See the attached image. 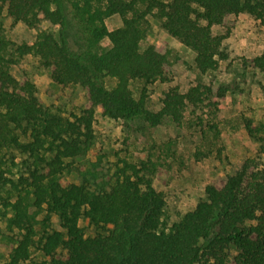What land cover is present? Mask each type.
<instances>
[{
  "label": "trees",
  "instance_id": "obj_1",
  "mask_svg": "<svg viewBox=\"0 0 264 264\" xmlns=\"http://www.w3.org/2000/svg\"><path fill=\"white\" fill-rule=\"evenodd\" d=\"M72 3L88 25L85 52L76 51L67 36L63 0H0V11L6 8L9 16L30 28L45 19L60 27L58 37L42 31L32 44L19 45L17 58L32 55L57 84H80L89 93L81 113L71 117L42 104L35 83L11 73L10 66L19 59L6 56L8 41L0 36V191H11L7 197L0 193L6 208L0 209V216L10 231H26L9 249L4 264H22L33 246L44 257L38 264H229L232 248L237 252L234 264H264V167L258 158L247 159L222 187L207 185L206 198L168 229L161 227L167 202L153 183L155 165L127 163L129 169H122L110 190L103 192L62 181L66 172H81L68 159L85 157L96 142L98 107L111 119L144 118L158 126L170 117L181 124L188 105H199L212 91L200 82L185 93L170 86L158 112L147 108L146 89L157 81L169 82L165 66L171 57L170 50L142 47L150 15L194 53L196 69L205 75L229 57L224 45L228 35H214L213 26L222 25L229 15L248 14L264 28V0ZM112 16L122 17L123 24L109 30L106 19ZM105 39L108 47L101 45ZM252 64L264 73V55L254 57ZM103 76L116 79L112 89L104 86ZM135 80L144 85L139 99L131 89ZM245 125L254 135L253 120ZM11 149L26 155L28 171L18 180L6 176V151ZM260 153L264 154V144ZM40 211L46 212L44 233L36 240ZM51 215L59 217L63 230H47ZM82 218L98 229L94 236L85 235ZM60 249L66 256H58Z\"/></svg>",
  "mask_w": 264,
  "mask_h": 264
},
{
  "label": "rangeland",
  "instance_id": "obj_2",
  "mask_svg": "<svg viewBox=\"0 0 264 264\" xmlns=\"http://www.w3.org/2000/svg\"><path fill=\"white\" fill-rule=\"evenodd\" d=\"M72 4V0H63L67 36L76 51L85 52L88 50V25L77 16ZM106 24L109 30H113L120 27L123 20L120 16H112L106 19ZM59 28L58 24L46 19L37 28H30L9 16L6 8L0 11V36L8 41L7 57L17 58L16 48L32 44L42 31L58 37ZM212 32L214 35H228L224 45L229 57L221 61L216 70L204 75L196 69L194 53L169 34L160 19L150 15L142 47L155 45L160 50H170L171 57L165 66L169 82L157 81L146 89L147 108L158 112L164 93L170 86L185 93L200 82L212 91L206 93L204 102L199 105H188L181 124H176L170 117L158 126H152L144 118L130 121L111 119L98 107L94 122L96 142L85 157L68 159L73 160L81 172H66L62 181L85 184L91 191L103 192L110 190L122 169L128 168L127 163L140 166L145 161L150 163V167L155 165L153 183L158 191L164 192L167 202L161 227L168 229L206 198L207 185L222 187L227 177L235 174L247 159L258 158L264 167V154L260 153L264 144V73L252 64L254 57L264 55V28L256 18L241 14L227 16L222 25L213 26ZM101 45L108 47L109 40L105 39ZM17 59L19 61L10 66L11 73L20 80L30 78L36 85V95L42 104L67 117L81 113L89 100L85 86L72 84L63 87L57 84L49 70L41 67L32 55ZM101 80L108 89L116 84V79L110 76H103ZM131 89L139 99L144 85L135 80L131 82ZM223 89L226 90L225 95L219 96ZM248 119H252L257 127L254 135L245 127ZM25 157L20 150H7L6 176L18 180L25 175L28 171ZM10 187L8 184L6 188ZM10 192L0 191L3 197ZM0 209H6L1 200ZM35 210V207L31 208L32 212ZM45 215V211L38 215L40 223L35 226L36 240L44 233L42 220ZM48 223L46 228L50 232L63 230L57 215H51ZM79 224L87 237L98 232L85 218ZM24 233L25 230L16 228L10 231L6 218L0 216V264L8 260L9 249L16 246V240ZM236 254L232 248L229 264H234ZM58 256H66V251L60 249ZM43 261L44 257L33 246L31 257L22 264Z\"/></svg>",
  "mask_w": 264,
  "mask_h": 264
}]
</instances>
